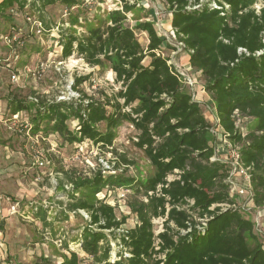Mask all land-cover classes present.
I'll list each match as a JSON object with an SVG mask.
<instances>
[{
	"label": "trees",
	"instance_id": "trees-1",
	"mask_svg": "<svg viewBox=\"0 0 264 264\" xmlns=\"http://www.w3.org/2000/svg\"><path fill=\"white\" fill-rule=\"evenodd\" d=\"M38 1L44 6L63 2L69 9L78 5V0ZM164 1L172 13V27L186 45L190 64L201 73L204 89L215 103L220 125L229 139L241 145L243 162L253 166L254 203L264 205V52L258 53L264 50V0ZM126 2L124 10L109 12L106 25L90 26L80 34L60 35L63 57L77 52L91 66L110 64L115 79L121 82L114 96L88 99L81 89L78 91L83 98L77 103L49 102L44 96L31 103L35 107L33 132L42 130L41 122L47 120L53 124L46 134L57 132L70 144L90 139L102 148L111 147L122 121L131 122L138 133L135 145L145 152L155 169L146 180L123 174L103 177L101 172L91 178L70 175L73 189L67 191L73 202L69 207L88 211L90 224L97 226H88L81 233L84 252L92 255L96 263H123L110 262V246L101 247L100 242L108 241L105 229H110L112 237L119 239L131 254L124 258L125 264H264V247L253 232L254 222L238 208H210L234 202L224 182L226 164L211 159L215 153L210 143L212 125L200 102L183 87L175 69L157 54L168 42L157 34L154 24H125L126 12L134 7ZM15 3L23 6L21 0H2L0 7ZM258 3L261 6L256 8ZM78 21L79 15L74 16L71 25ZM135 29L148 33L146 47ZM146 57L151 58L148 65L143 62ZM88 78L76 77L73 87L80 89L79 85ZM14 96H8L11 113L31 109L26 98ZM235 110L254 119V128L245 136L236 129ZM71 118L79 120L77 130L69 128ZM102 123L104 131L98 128ZM171 174L177 176L169 180ZM109 183L114 187L130 185L148 196V202L136 200L132 204L139 223L125 232L118 229L126 218L118 219L114 206L75 193L85 185L93 186L97 193ZM149 191L153 194L149 195ZM165 215L166 228L159 234L161 248L156 250L153 218ZM206 216L207 225L204 231L199 230V218ZM159 253H165V257L159 258ZM43 264L56 263L46 259ZM59 264H81V260L77 252L70 251V256Z\"/></svg>",
	"mask_w": 264,
	"mask_h": 264
},
{
	"label": "rangeland",
	"instance_id": "rangeland-1",
	"mask_svg": "<svg viewBox=\"0 0 264 264\" xmlns=\"http://www.w3.org/2000/svg\"><path fill=\"white\" fill-rule=\"evenodd\" d=\"M21 1L23 6L15 3L14 6L0 9V35L4 34L0 38V64L9 69L3 83H0V98L6 100L4 106H1L3 119L0 121V143L10 142V146L14 147L12 141L14 138L20 143L23 142V153L20 154L21 158L16 160L17 166L0 171V244H3V247L0 246V264H43L46 259L59 264L66 256H70V251L78 253L81 264H107L96 263L93 256L83 250L81 233L88 226L91 228L97 226L90 224L85 214L69 207L73 202L68 194V191L73 189L70 175L91 178L101 172L103 177L123 174L136 180H146L155 169L145 152L135 145L137 130L131 122L124 120L116 129L112 147L97 148L86 139L83 141L82 150L76 149L77 143L64 142L61 135L54 134L46 139V162L39 165L40 167L29 165L32 158L31 143L27 139L28 136H25L26 128L22 127V132L19 133L14 130L13 125L10 127L11 111L8 105L11 99L8 96L15 94L14 97L22 96L30 102L31 109L24 110L22 116V119L29 122H32L35 114L34 104H31L33 101L31 98L35 94L39 99L44 96L49 102L75 103L79 102V98H83L82 92L78 91L81 89L88 99L114 96L120 89L121 82L115 79L110 64L104 62L102 66H91L77 52L63 57L60 35L64 32L80 34L81 30H88L90 26L106 25L104 22L108 21L109 12L114 8L124 10L126 0H78V5L72 9L63 2L44 6L38 0ZM126 3L134 7L126 12L125 24L135 26L140 22L150 21L154 24L157 34L168 39L170 44L164 50L166 59H170L171 66L177 72L185 73V76H180L183 87L193 96V90L189 86H194L195 100L200 102L211 125L216 127L215 103L210 94L209 98L198 96L203 89L201 75L185 61L181 62L182 54L188 53V50L180 48L174 28L168 25L167 3L164 0H127ZM260 6V3L256 4V8ZM76 15H79V21L71 25V20ZM35 20H43L46 24V29L42 33L38 31L39 26ZM135 34L146 47L149 42L148 33L135 29ZM6 35L15 36L14 38H18L21 44L17 42L9 44ZM3 45L7 48L2 47ZM150 60V57H146L143 62L149 64ZM41 63L44 65L41 66ZM11 70L21 74L16 82L11 80ZM80 76L89 78L79 85L80 89H76L73 87L75 79ZM190 79L194 82L193 85H190ZM60 96L65 98L61 99ZM108 108L112 110L110 106ZM253 120L241 116L240 125L244 127L245 132L248 133L254 128ZM67 123L71 130L79 128L78 119L71 118ZM50 124L53 122L47 120L41 122L43 133L50 131ZM98 128L104 131L105 123L98 125ZM10 134L12 137L8 138ZM210 134V143L216 144L220 138L219 134L211 129ZM17 146L21 148V145ZM39 149L42 150L40 146ZM78 150L79 156L76 157ZM99 158L114 162L115 171L104 172ZM75 193L91 201L104 200L103 194L106 193L108 202L115 207L117 218L121 219L124 216L126 218L122 225L123 230L131 229L139 223L132 204L136 200L148 202L145 194L138 193L136 188L130 185L114 187L109 183L97 193L94 192L93 186L85 185ZM234 198L241 206L244 216L254 222L253 232L264 247V205H256L251 199L247 202L245 195ZM42 207L46 208V219L43 210L36 211ZM11 210L15 213L12 214ZM165 220L164 217L153 218L156 232L165 230ZM106 233H109L106 236L108 241H102L100 244L102 248L110 246L108 260L122 261L121 264H125V250L118 245L110 231ZM248 239L252 241L250 236Z\"/></svg>",
	"mask_w": 264,
	"mask_h": 264
},
{
	"label": "built area",
	"instance_id": "built-area-1",
	"mask_svg": "<svg viewBox=\"0 0 264 264\" xmlns=\"http://www.w3.org/2000/svg\"><path fill=\"white\" fill-rule=\"evenodd\" d=\"M215 7H218L216 5V3L214 4ZM226 7H228V5H226ZM113 10H120V9H116L114 8ZM30 18V17H29ZM38 23V31L39 32H43L45 30L43 23L41 20H35ZM83 31V30H81ZM80 31V32H81ZM176 33V32H175ZM6 40L12 43H18L21 44V42L18 40V38H14L10 37L9 35H6ZM166 39V38H165ZM167 41V39H166ZM180 44V48H185L186 49V45L183 41L179 40L178 42ZM10 44V43H9ZM165 49H158L157 50V54L163 56L166 58V55L164 53ZM240 51H245V49L243 48H239ZM192 50H189V52H191ZM263 51H260L258 53H261ZM17 57V55H16ZM168 64H172L170 62V59H167ZM41 66L44 65V63L40 64ZM175 67V66H174ZM176 71V70H175ZM12 74H11V80L12 81H17L20 78V73L19 72H14V70H11ZM179 78L180 76H185V73L183 72H177ZM181 79V78H180ZM193 81L190 79V85H193ZM190 88H192L193 90V98L195 99L196 96V92L194 91L195 89L193 88L194 86H189ZM63 98H65L64 96H62ZM61 96L60 98L63 99ZM60 98L58 100H60ZM33 101L38 102L39 101V97L37 96V94L33 95L31 98ZM215 109V113H216V108ZM217 115V114H216ZM243 114H241V112L239 110H235L234 111V119H235V125H236V129L238 132H240L243 136H245L247 134V132H245L244 127L242 125H240V118ZM11 125H13L15 128L21 130V128H26V134L30 137H32V144H31V149L33 150V154H34V160L37 162L38 165H43L46 162V157L43 156V152L42 150L39 149V145H36L40 142V139H49L50 136L46 135L43 136L41 133H37L35 134V136H32V130H33V124L32 122H29L28 120H24L22 119V116L20 113H14L11 115ZM215 125L211 126V131L217 132L219 134V139H217L216 144H212L215 150L214 156L211 158L212 160H219L221 162H223L224 164H226L227 166V175L226 178L224 180V182L229 186L230 188V197L233 199V203H218V204H213L210 208L213 209L217 206H219L222 210H225L227 208L230 207H234V208H238L240 210H242L241 206H239L234 198V196H244L247 198V202L249 199H251L252 202H254V193H253V186H252V169L253 166L252 164H245L242 160V156H241V145L234 143L231 139H229V134L225 131V129L220 125L219 123V119L218 117L215 120ZM79 127V126H78ZM86 140V139H85ZM90 140V139H88ZM92 143L93 141L90 140ZM77 143L75 145L76 149H80L82 150L84 148V142H74ZM94 145L98 147H102L100 143L95 144ZM112 147V146H111ZM108 148V147H107ZM77 151L76 157L79 156V151ZM100 159V163L102 166V169L104 172H111L113 171L115 168V164L114 162H110L109 159H105V158H99ZM115 171V170H114ZM113 171V172H114ZM173 176V178H172ZM177 175L175 174H171L169 175L168 179L172 180L176 177ZM67 188V187H66ZM161 190V185L158 186L157 191L160 192ZM153 191H149V195H152ZM158 194V193H157ZM110 195V194H109ZM249 195V196H248ZM103 196L105 197V199L103 200L104 202H107L108 204H110V202H108V199L106 198V193L103 194ZM103 197V198H104ZM146 197H148L146 195ZM100 198V199H103ZM250 202V201H249ZM190 203L192 204L193 201L191 200ZM113 206V205H112ZM46 207V206H45ZM170 206L169 204H167V209H169ZM38 209V208H37ZM80 213H83L86 215V218L89 219V221L91 222V216L90 213L84 209H77ZM164 217L166 219V215L165 216H158V218H162ZM207 220L208 217H202L199 218L200 223H198L196 226L199 230L204 231L206 225H207ZM190 230V229H189ZM105 231L109 232L111 231L110 229H105ZM119 232H125V230L118 229ZM155 231V229H154ZM164 230H162L161 232H163ZM161 232H156L155 231V238H154V248L156 250H159L161 248V244L162 241L159 238V234ZM185 232V231H183ZM116 241H118V245H120L121 247L124 248L123 244L121 243V241L119 239H117ZM126 257L131 256L130 253H128L127 251H125ZM156 255V254H155ZM159 258H164L165 257V253H159L158 255ZM115 263V262H114Z\"/></svg>",
	"mask_w": 264,
	"mask_h": 264
},
{
	"label": "crops",
	"instance_id": "crops-1",
	"mask_svg": "<svg viewBox=\"0 0 264 264\" xmlns=\"http://www.w3.org/2000/svg\"><path fill=\"white\" fill-rule=\"evenodd\" d=\"M2 0H0V2H1ZM0 9H2L1 7H0ZM168 14H167V17H166V20H167V22H168V25L169 26H171L172 27V13L168 10ZM173 28V27H172ZM2 35H4L3 33L0 35V38L2 37ZM167 42H168V44H170L169 43V41H168V39H167ZM2 47H5L4 45L2 46ZM8 47H10V46H8ZM168 47V45L167 46H165V50H166V48ZM7 47H5V49H6ZM1 51V50H0ZM185 53V52H184ZM182 54V59H181V62H182V60L183 61H185L186 62V64H188V65H190L191 66V64H190V55H189V53H187L186 52V54ZM146 65H148V64H146ZM192 67V66H191ZM9 69L4 65V64H0V83L2 82L3 83V78H5L6 77V71H8ZM12 73V72H11ZM198 74H200L201 75V73L200 72H198ZM1 86V85H0ZM203 87V89H202V91L200 92V93H198V96H200L201 98L203 97H205V98H209V94L205 91V89H204V85L202 86ZM6 100L5 99H3V98H0V121L2 122V119H3V116L1 115V106L3 107L4 106V102H5ZM6 105V104H5ZM9 106V105H8ZM216 108V107H215ZM25 111L24 110H18V111H16L15 113H20L21 114V116H23V113H24ZM12 114H14V113H11V115ZM10 119H11V116H10ZM10 127H13L11 124H10ZM14 130L15 131H18L19 133H21L22 132V130H19V129H17V128H15L14 127ZM32 132H33V130H32ZM37 133H41L43 136H45L46 137V135H48V136H51V135H54V134H58L57 132H49L48 134H45V133H43V131L42 130H40V131H38ZM37 133H32V136H35V134H37ZM25 136L27 137L28 135H26L25 134ZM9 137H12V134H10L9 136H8V138ZM16 137V136H15ZM27 139H28V141L32 144L33 142H32V137H30V136H28L27 137ZM13 143H14V147H11L10 146V142H8V143H4V142H2V143H0V171H6V169L8 170H10V169H13L14 168V166H17V162H16V160H17V158H21V156H20V154L21 153H23V148H22V146H23V142L22 143H20L16 138H14L13 140ZM17 142V143H16ZM17 145H21V148H19ZM48 145V144H47ZM27 146V145H26ZM39 146L41 147V149H42V152H43V156L44 157H46V139H40V142H39ZM31 149V148H30ZM48 151H49V149H48ZM48 154H50L51 155V153L49 152ZM31 161L29 162L30 164L29 165H37L38 167H40L38 164H37V162L34 160V154H33V150L31 149ZM5 158H8V159H10V160H6ZM22 162H24V161H22ZM12 164V165H11ZM14 164H16V165H14ZM30 167H32V166H30ZM41 210H43V212H44V216H45V219H46V208H44V207H42V208H38V210H36L37 212H40ZM36 212V213H37ZM11 213L13 214V213H15V212H13L12 210H11ZM43 220V219H42ZM2 245V247H3V244H0V246Z\"/></svg>",
	"mask_w": 264,
	"mask_h": 264
}]
</instances>
